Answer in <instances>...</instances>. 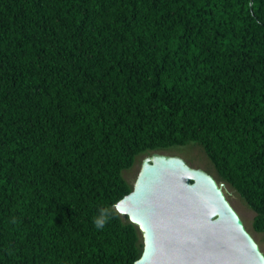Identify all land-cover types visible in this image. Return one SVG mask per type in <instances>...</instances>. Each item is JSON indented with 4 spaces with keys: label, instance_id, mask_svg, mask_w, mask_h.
<instances>
[{
    "label": "trees",
    "instance_id": "obj_1",
    "mask_svg": "<svg viewBox=\"0 0 264 264\" xmlns=\"http://www.w3.org/2000/svg\"><path fill=\"white\" fill-rule=\"evenodd\" d=\"M189 143L264 232V0H0V264H133L121 173Z\"/></svg>",
    "mask_w": 264,
    "mask_h": 264
},
{
    "label": "water",
    "instance_id": "obj_2",
    "mask_svg": "<svg viewBox=\"0 0 264 264\" xmlns=\"http://www.w3.org/2000/svg\"><path fill=\"white\" fill-rule=\"evenodd\" d=\"M113 208L140 236L133 264H264L224 183L178 156H144L130 191Z\"/></svg>",
    "mask_w": 264,
    "mask_h": 264
},
{
    "label": "rangeland",
    "instance_id": "obj_3",
    "mask_svg": "<svg viewBox=\"0 0 264 264\" xmlns=\"http://www.w3.org/2000/svg\"><path fill=\"white\" fill-rule=\"evenodd\" d=\"M157 154H164L167 156H178L189 166L194 168H199L214 177V171L206 158L205 154L202 152L200 147L194 143H189L181 147L172 148L164 151H155ZM150 154V153H149ZM146 155H139L135 157L133 164L130 168L122 171V177L131 184L136 176V172L139 167L140 160ZM225 196L232 208L238 214L244 228L253 237L257 243L259 249L264 254V232H255L250 227V220L253 212L241 201L237 194L230 189L226 184H224Z\"/></svg>",
    "mask_w": 264,
    "mask_h": 264
},
{
    "label": "clouds",
    "instance_id": "obj_4",
    "mask_svg": "<svg viewBox=\"0 0 264 264\" xmlns=\"http://www.w3.org/2000/svg\"><path fill=\"white\" fill-rule=\"evenodd\" d=\"M106 213L102 210L100 217L94 220V224L98 229H102L105 226L106 219L104 218Z\"/></svg>",
    "mask_w": 264,
    "mask_h": 264
},
{
    "label": "flooded vegetation",
    "instance_id": "obj_5",
    "mask_svg": "<svg viewBox=\"0 0 264 264\" xmlns=\"http://www.w3.org/2000/svg\"><path fill=\"white\" fill-rule=\"evenodd\" d=\"M152 153V152H151ZM187 164V163H186ZM188 165V164H187ZM189 166V165H188ZM189 167H191V166H189ZM194 168V167H193ZM199 169V168H198ZM203 171V170H202ZM203 172H205V171H203ZM205 173H207V172H205ZM208 174V173H207ZM210 175V174H209ZM213 177V176H212ZM214 178V177H213ZM215 179V178H214ZM216 180V179H215ZM217 181V180H216ZM217 182H219V181H217Z\"/></svg>",
    "mask_w": 264,
    "mask_h": 264
}]
</instances>
